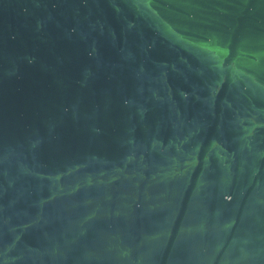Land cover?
I'll list each match as a JSON object with an SVG mask.
<instances>
[{"label":"water","instance_id":"obj_1","mask_svg":"<svg viewBox=\"0 0 264 264\" xmlns=\"http://www.w3.org/2000/svg\"><path fill=\"white\" fill-rule=\"evenodd\" d=\"M0 264H264V0H0Z\"/></svg>","mask_w":264,"mask_h":264}]
</instances>
